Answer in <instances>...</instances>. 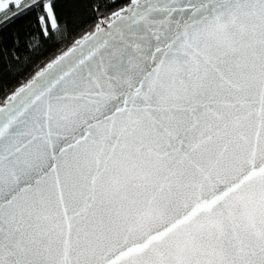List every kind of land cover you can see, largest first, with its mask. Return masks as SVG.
Here are the masks:
<instances>
[{
    "label": "snow or ice",
    "instance_id": "6c2138e0",
    "mask_svg": "<svg viewBox=\"0 0 264 264\" xmlns=\"http://www.w3.org/2000/svg\"><path fill=\"white\" fill-rule=\"evenodd\" d=\"M0 264H264V0H0Z\"/></svg>",
    "mask_w": 264,
    "mask_h": 264
},
{
    "label": "trees",
    "instance_id": "16d2710c",
    "mask_svg": "<svg viewBox=\"0 0 264 264\" xmlns=\"http://www.w3.org/2000/svg\"><path fill=\"white\" fill-rule=\"evenodd\" d=\"M64 9L66 12L72 11V5L71 4H65ZM34 23V18L24 21L23 27L29 31H31V26ZM43 51H47V55H38V58L35 60V66L29 71H34L36 66H42L48 59H50L52 56L56 55L57 49H52L51 51H48V45H44ZM27 75V73L25 74ZM20 79H24V77H21ZM13 83H15L13 81Z\"/></svg>",
    "mask_w": 264,
    "mask_h": 264
}]
</instances>
